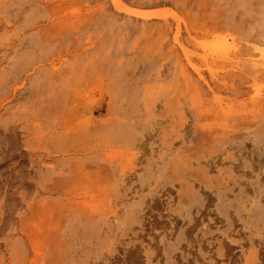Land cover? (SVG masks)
Instances as JSON below:
<instances>
[{
  "label": "rangeland",
  "instance_id": "1",
  "mask_svg": "<svg viewBox=\"0 0 264 264\" xmlns=\"http://www.w3.org/2000/svg\"><path fill=\"white\" fill-rule=\"evenodd\" d=\"M0 264H264V0H0Z\"/></svg>",
  "mask_w": 264,
  "mask_h": 264
}]
</instances>
